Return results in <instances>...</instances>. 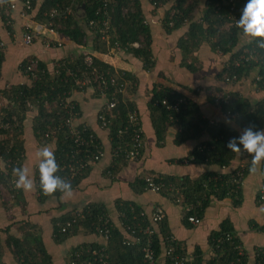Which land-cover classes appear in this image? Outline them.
Listing matches in <instances>:
<instances>
[{
    "label": "trees",
    "instance_id": "obj_1",
    "mask_svg": "<svg viewBox=\"0 0 264 264\" xmlns=\"http://www.w3.org/2000/svg\"><path fill=\"white\" fill-rule=\"evenodd\" d=\"M7 1L1 0L3 7ZM31 2V8L25 9L27 15L38 22H50L55 30L67 36L71 41L77 44H86L89 33L93 32L94 39L91 48L100 52L124 50L139 58L146 70L154 67L151 27L145 17L141 0H115L113 5L109 6L110 40L102 38L99 32L89 27V21L98 17L97 10L103 6L102 0H31ZM150 2L152 4L153 0ZM245 2L246 0H241L238 3V19ZM167 3L171 4L163 19L164 29L170 33L183 25L188 26L183 36L177 41V47L182 55L181 67L191 73L199 71L202 68V62L196 52L204 45H208L211 51L222 58H226L216 75L221 81L229 84L226 79L236 76L237 82H239L255 72L256 77H253V82L256 88L264 89V47L258 46L252 38L248 43L242 44L246 37L242 30L235 26H227L229 23L227 0H160L156 7ZM68 6L72 8L70 15L66 17L58 15L51 18L50 12L53 9L64 10ZM18 8L22 9L21 3L18 4ZM81 12L83 13L81 14ZM0 14L7 30L12 35L14 20L11 13L0 11ZM136 41L140 42V46L133 45ZM117 43L119 47L116 46ZM245 49H248L249 52H245ZM243 55L245 57L242 59ZM32 58H26L22 65L29 64ZM4 59V53L0 52V74ZM57 62L63 64L58 73L55 71L57 67L52 73L48 69L47 63L39 60L36 78L32 76V79H29V84L12 85L3 90L8 102L0 109V118L3 117L10 123L9 129H0V136L4 135L2 139L4 143H0V151L7 166V174L0 169V182L6 186L16 176L13 169L21 167L25 157L24 147L18 136L22 132V123L27 113L29 111L37 112L33 120V132L42 145H55L53 152L57 163L59 161L66 162V159L73 156L78 157L77 151L80 147L77 146L73 138L65 137L68 133L61 126L69 116L68 109L64 106L66 103L64 95L67 97L71 91H83L91 88L88 85H81L84 71L91 73L97 69L115 74V70L110 64L95 57L91 64L86 63L83 53ZM67 68H71L73 74H70ZM123 73L133 82L137 81L133 75L127 72ZM181 86L195 94L200 89ZM228 92L230 98L227 102H222L220 109L232 123L226 122L227 120L224 118L216 120L205 118L201 106L197 102L175 89L163 85H155L153 88L149 108L158 142L165 140L168 128L173 123L181 126V131L175 135V140L179 143L189 139H198L203 134L208 133L211 139L199 143L191 151L189 157H192L193 162L198 164L217 165L223 168L221 171L205 172L196 179H191L189 176L180 177L149 172L147 175L138 176L132 182L131 186L135 191H148L147 177H151L160 186L159 193L164 196H171L175 202L183 207L182 221L188 227L196 226L189 220L190 217H195L200 221L205 217V213L214 199L222 200L230 197L235 205L241 203L242 187L238 188L236 192V186L232 184V180L236 177L238 169L236 167L241 164H244L243 178H246L250 172L251 155L243 151L233 152L229 150L227 142L230 138L239 135V132L245 127L254 126L257 129H264V97L252 101L240 91ZM217 93L227 94V90L216 85L208 89L207 99L215 105V94ZM181 98H185L186 102L180 104L178 111L168 109L162 104L164 99L172 103ZM54 100H57V105L47 107L46 102L52 104ZM29 102L32 103L33 107L27 105ZM71 102L75 103L74 101ZM135 107L133 101L117 95V104L113 109L115 116L108 127L112 152L120 143L130 142L133 128L128 126L127 119L128 112ZM78 110L76 104V114L79 112ZM15 122H19V124L15 125ZM87 129L89 134L94 135L95 145L104 150L103 144L94 130L91 127H87ZM120 129L122 133H119ZM142 139L144 143V134ZM10 143L12 146L8 148ZM143 151L144 147L138 159L141 158ZM138 159L113 157L112 164L105 172L114 178L121 163ZM262 163L264 165V162ZM91 167L87 166L77 178L73 179L72 189L77 187L80 181L86 177ZM68 171L66 168L61 174H67ZM35 182L41 200L50 196L60 197L62 195L60 192L45 194L42 191L39 185L38 166L35 170ZM263 187H261V191ZM261 191L257 197L259 200H263ZM115 206L120 213L119 225L115 224L110 217L105 204L94 202L88 203L80 210L75 209L53 219V238L57 243L65 242L80 231L100 237L97 226L102 224L101 218L105 216L109 220L106 224L110 231L107 244L101 238L103 240L101 244L89 242L75 246L70 254L68 264H103L104 260L108 264H144L142 248L145 241L150 237L156 256L159 258H161L162 253L165 255L170 245L175 248L176 254L186 255L183 243L176 241L173 237L165 214L162 220L154 225L142 206L134 201L119 198L116 200ZM73 220L75 221L67 226V223ZM25 224L26 227H29L25 230L23 237H12L11 239L13 254L16 259L21 264H54L41 236L33 229L34 226L33 228L30 227L28 222ZM253 226L264 231V223L259 224L253 221ZM148 227L154 230L151 236L146 232ZM64 229L65 231H63ZM132 231L134 233H131ZM130 234L138 237L140 241L127 245L125 241L131 238ZM208 239L213 251L212 256L208 259L203 258L202 253L197 248L194 258L189 259L185 264H248L246 254L240 253L237 248L241 244V240L229 218L224 219L216 229L212 230ZM102 247L106 248L105 251L100 250ZM94 250L97 251L96 254H93ZM258 251L259 249L256 250V252ZM165 262L169 264L168 261Z\"/></svg>",
    "mask_w": 264,
    "mask_h": 264
},
{
    "label": "crops",
    "instance_id": "obj_2",
    "mask_svg": "<svg viewBox=\"0 0 264 264\" xmlns=\"http://www.w3.org/2000/svg\"><path fill=\"white\" fill-rule=\"evenodd\" d=\"M141 3L152 33L151 49L155 64L150 70H146L143 67V62L130 52L124 50L100 52L91 48L94 39L93 32L89 33L86 44H77L60 34L63 45L58 46V44L52 43L47 46L46 40L39 38L33 45L24 47L17 43L18 39L25 26L36 21L32 20L29 15H21L20 8L14 12L11 11V17L14 20V32L11 35L0 14V37L7 43L6 50L2 52L5 59L0 74V109L8 102L3 91L5 88L30 83L29 78L21 71V64L26 58L37 57L46 62L48 69L53 73L54 64L58 60L89 52L95 58L110 64L115 70V75L123 82L126 81L124 91L119 95L135 103L136 107L133 110L138 112L145 140L141 158L121 163L115 177L111 178L105 172L113 162L111 140L108 130L99 126L97 118L103 100L92 88L71 91L67 96L79 108L76 124L86 125L94 130L103 144L104 156L91 167L89 173L77 187L72 189L70 195L50 196L41 200L35 182V170L39 163L37 153L43 146H48L53 150L55 145L39 143L33 132V120L37 112L29 111L22 123V132L18 139L22 142L25 152L22 167L27 170L28 176L33 180V188L29 191L19 189L17 196L13 198L8 192L7 195L0 196V263L21 264L13 254L11 239L12 237H23L25 230L29 227H26L24 223L28 222L30 227L34 226L35 232L41 236L54 264H68L70 254L75 246L89 242L101 244L103 240L97 235L80 231L65 242L57 243L53 238V219L75 209L80 210L88 203L94 202L105 204L110 217L115 224L119 225L120 213L115 206V202L119 198L141 205L150 217L155 207H162L169 221L173 237L176 241L183 243L186 255L190 260L194 258L197 248L203 258L208 259L212 256L213 251L208 235L227 218L230 219L237 231L241 240L240 250L246 254L248 264H255L256 250L264 248V231L253 226V221L259 224L264 223V200L257 198L264 180L262 162L257 165L255 173L249 172L243 180L242 200L239 205H235L230 197L222 200L214 199L207 209L205 217L193 228L184 225L182 221L183 207L171 196H164L150 190L137 192L132 188L131 184L138 176L147 175L149 172L180 177L189 176L191 179H196L205 172L223 169L217 165L195 163L192 157H189L191 151L199 143L211 139L208 133L198 139H189L179 143L175 140V135L181 131V126L173 123L168 128L165 140L158 142L149 108L155 85L175 89L197 102L201 106L203 116L209 120L224 118V120L230 121L218 106L207 99V91L213 85L220 86L227 91H240L252 101L264 97V89L256 88L253 82L255 72L234 84H226L221 81L216 75L226 58L211 51L208 45H204L196 52L202 62V68L199 71L191 73L181 67L182 55L177 47V41L183 36L188 26L183 25L178 30L168 33L162 24L165 12L170 8L168 3L159 8H155L150 0H141ZM5 8L0 0V11L10 13ZM79 16L82 17V15ZM249 40L250 37L246 36L242 44L248 43ZM123 72L133 75L137 81L133 82L130 78L128 80L125 74L121 77ZM181 85L200 89L195 94ZM230 123L232 122L230 121ZM0 143H2L1 139ZM4 164L5 161L0 157V169L4 167ZM235 164H237L236 161ZM160 257L164 262V253Z\"/></svg>",
    "mask_w": 264,
    "mask_h": 264
},
{
    "label": "built area",
    "instance_id": "obj_3",
    "mask_svg": "<svg viewBox=\"0 0 264 264\" xmlns=\"http://www.w3.org/2000/svg\"><path fill=\"white\" fill-rule=\"evenodd\" d=\"M103 6L98 8L97 15L98 17L95 19H91L89 21V27L97 32H99L104 39H110L109 31H110V14H109V6L113 5L115 0H102ZM160 0H153V6L155 8H159L163 6L161 4L160 6L156 7L159 4ZM241 0H227V4L229 5V23L228 27H236V20L238 19V3H240ZM21 3L22 9L20 10V14L25 16L27 15L25 9L31 8V0H8L7 4L4 5L6 7V11H16L18 8V4ZM72 13L71 6L66 7L64 10H58L53 9L50 12L51 18H54L58 15L61 16H68ZM32 20H35L31 17ZM36 21V20H35ZM173 23V22H172ZM171 23V24H172ZM60 33L53 28L52 24L50 22H32L30 24H27L25 26L24 31L22 32L21 37L18 39V44L25 46L33 45L36 39L43 38L47 46H50L52 43L58 44V46L63 45V40L60 37ZM63 37L65 35L62 34ZM65 38H68L67 36ZM7 43L0 37V52H3L6 50ZM134 46L138 47L140 46V42L136 41ZM117 47H119V44H116ZM245 52H249L248 49L244 50ZM85 55V62L88 64H91L93 62L94 56L89 53L85 52L83 53ZM245 55H243L241 58L243 59ZM249 58V57H248ZM40 59L37 57H33L29 64L22 65L21 64V71L30 79H32V76L36 78V71L38 70V62ZM62 63H56L54 64V68L56 73L60 71V67H62ZM67 71L70 74H73V70L71 68H67ZM125 73L121 74V77L124 76ZM84 76L81 80V85H88L90 86L97 95L103 100V104L99 110L98 113V123L99 126L102 129H107L111 123V120L114 118L115 114L113 113V109L116 107L117 104V95L122 93L125 88V82L120 80V78L115 74H110L109 72H106L104 70H97L95 69L91 73H88L87 71H84L82 73ZM129 80V79H128ZM228 83H236L237 77H228L226 79ZM79 83V81H78ZM226 93V92H225ZM225 93H217L215 94V102L216 105L220 108L222 102L226 101L230 98L229 92L227 91V94ZM63 100V98H62ZM64 100L66 103H64V106L68 109L69 116L63 121L61 126L66 130L65 132L68 133L65 137L67 138L70 136L74 139L75 143L77 144L80 149H78L77 154L78 157L73 156L69 159H66V162L59 161V169H58V175H60L63 179L69 181L72 183L73 179L77 178L79 174H81L87 166H93L94 164L98 163L102 157L104 156L103 150L99 149L95 145V138L92 133H88V129L86 125H77L75 120L77 118L76 114V103H72L71 100H69V97L64 95ZM186 99L181 98L179 101L175 102H169L167 99H164L162 101V104L167 106L168 109H173L178 111L180 104L185 103ZM57 100H54L52 104H49L46 102L47 107L56 106ZM61 103V102H60ZM63 103V102H62ZM61 103V104H62ZM29 107H33L32 103L29 102L27 104ZM128 126L130 128H133V135L130 138V142L127 143H120L116 148L113 149L112 156L114 158L116 157H125V158H131V159H138V157L141 154V150L144 147L143 143V128L141 125V122L139 120L138 112L135 110H131L128 112ZM19 124V122H15V125ZM10 128L9 121H6L3 117L0 118V129L7 130ZM119 133H122V130H119ZM4 138L0 137L2 140ZM4 142H2L3 144ZM12 144L10 143L8 148H10ZM84 147V148H81ZM0 157L2 158V154L0 151ZM9 161V160H8ZM6 162L4 164V167L2 168L3 172L7 174L6 170ZM66 168H68L67 174H61L62 171H64ZM237 172L236 177L233 178L232 184L236 186L235 191L237 192V189L242 187L243 184V172H244V164H241L237 166ZM16 176H14L11 180V183L6 186L5 184L0 182V196H4V194L7 195V192L9 193L10 197L13 198L15 195H17L19 189L15 187V181ZM148 182V188L150 191L153 192H159L160 186L156 184L151 177H147ZM233 185V186H234ZM264 186V184L262 185ZM262 199L264 200V187L262 189ZM164 215V210L162 207H155L151 217L150 221L152 224L156 225L159 223V221L162 220ZM102 224L97 226V230L100 234V237L104 240L105 244H107L109 238H110V231L109 228L106 227V224L108 223L107 217H102ZM189 220L194 224H199L200 220L195 217H190ZM70 221L67 223V226H70L73 222ZM65 231V229L63 230ZM146 232L151 236L154 232L153 229L148 227L146 229ZM131 233H134L132 231ZM131 238L129 240H126L125 243L127 245H130L135 242H139V238L134 236L133 234H130ZM173 240V239H172ZM153 241L152 238H148L144 246L142 248L143 252V262L144 264H167L165 261H168L169 264H185L189 261V257L187 255L182 254H176L175 248L170 245L168 246L166 253H165V261L162 262L161 258L156 256L155 250L153 248ZM238 250L241 249V245L237 246ZM106 248L102 247L100 248L101 251H105ZM96 250L93 251V254H96ZM240 253H243L240 250ZM102 260V258H101ZM74 263V262H72ZM103 264H108L106 260H104ZM255 264H264V248H259V251L255 254Z\"/></svg>",
    "mask_w": 264,
    "mask_h": 264
},
{
    "label": "clouds",
    "instance_id": "obj_4",
    "mask_svg": "<svg viewBox=\"0 0 264 264\" xmlns=\"http://www.w3.org/2000/svg\"><path fill=\"white\" fill-rule=\"evenodd\" d=\"M236 27L245 36L252 38L258 46L264 47V0H246ZM230 123V121H226ZM227 148L233 152H245L251 155L250 172L257 171V165L264 162V129L254 126L243 128L239 135L227 142ZM39 157V185L45 194L60 192L70 195L72 185L58 175L59 165L55 154L48 146H43L37 153ZM16 175L15 187L24 191L33 188V180L28 176L24 167L13 169Z\"/></svg>",
    "mask_w": 264,
    "mask_h": 264
},
{
    "label": "rangeland",
    "instance_id": "obj_5",
    "mask_svg": "<svg viewBox=\"0 0 264 264\" xmlns=\"http://www.w3.org/2000/svg\"><path fill=\"white\" fill-rule=\"evenodd\" d=\"M168 6L170 7V3H168ZM207 72V71H206ZM256 74L254 73V75H253V77L255 78L256 76H255ZM234 84V83H233Z\"/></svg>",
    "mask_w": 264,
    "mask_h": 264
}]
</instances>
